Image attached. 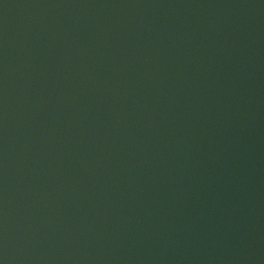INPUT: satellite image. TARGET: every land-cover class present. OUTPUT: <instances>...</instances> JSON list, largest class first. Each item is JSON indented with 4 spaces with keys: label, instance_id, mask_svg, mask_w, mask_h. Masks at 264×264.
Here are the masks:
<instances>
[{
    "label": "water",
    "instance_id": "1",
    "mask_svg": "<svg viewBox=\"0 0 264 264\" xmlns=\"http://www.w3.org/2000/svg\"><path fill=\"white\" fill-rule=\"evenodd\" d=\"M0 264H264V0H0Z\"/></svg>",
    "mask_w": 264,
    "mask_h": 264
}]
</instances>
